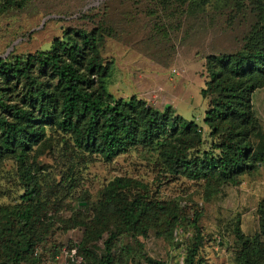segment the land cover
<instances>
[{"label":"rangeland","instance_id":"374dc122","mask_svg":"<svg viewBox=\"0 0 264 264\" xmlns=\"http://www.w3.org/2000/svg\"><path fill=\"white\" fill-rule=\"evenodd\" d=\"M263 4L264 0H0V58L10 61L49 49L52 39L65 30L96 29L102 35L97 44L100 58L111 63L104 78L106 91L114 98L135 96L158 112L167 106L173 115L193 122L199 141L190 134L185 143L187 156H196L225 134L221 130L211 136L202 123L210 100L200 93L208 80L204 57L239 51ZM32 73L50 88L55 83L45 68L35 66ZM1 84L3 100L24 105L22 81ZM249 104L264 131V84L251 92ZM175 135L181 136L180 128ZM160 150L155 142L136 144L105 162L99 154L77 148L71 134L46 124L43 139L24 157L37 182L33 199L23 197L18 159L0 158V262L33 264L35 250L38 254L76 244L90 253L82 252V264H93L92 258L98 260L105 239L112 235V264H183L196 225L203 238L197 250L201 264H239L234 228L249 238L258 232L264 155L238 175L233 186L215 175L189 180L166 173ZM116 178L131 182L115 186ZM134 199L140 210L130 211ZM26 207L30 218L23 224L15 213ZM127 211L129 224L123 219ZM251 255L263 260L260 254Z\"/></svg>","mask_w":264,"mask_h":264},{"label":"trees","instance_id":"16d2710c","mask_svg":"<svg viewBox=\"0 0 264 264\" xmlns=\"http://www.w3.org/2000/svg\"><path fill=\"white\" fill-rule=\"evenodd\" d=\"M101 38L96 29L88 32L65 30L60 38L52 39L49 49L15 56L10 61L0 58V158L13 155L18 159L25 199H33L38 187L34 176L26 169L24 157L31 146L43 139L46 124L71 134L77 148L97 153L105 162L136 144L158 143L166 173L189 180L215 175L236 186L238 175L261 162L264 131L257 126L249 102L251 92L264 84V4L259 7L257 21L239 51L204 57L208 80L200 93L210 96V100L202 123L211 136L218 135L221 130L225 134L218 144L210 143L211 149L196 156H187L189 144L185 143L190 134V139L199 141L193 122L173 115L167 108L158 112L135 96L114 98L106 91L104 78L110 72L111 63L103 62L98 53L97 44ZM35 66L49 71L55 80L51 88L37 80L32 73ZM21 81L24 105L3 100L1 83L19 84ZM178 128L181 136L175 135ZM171 135H175L174 138L167 140ZM130 182L116 178L113 184L123 186ZM140 206L134 199L130 211L140 210ZM130 211L123 215L127 224ZM256 213L259 229L252 238L243 236L238 227L234 228V236L240 244L236 256L239 264H264L263 203L258 205ZM15 215L26 224L30 209L26 207ZM199 216V211L193 214L194 224ZM194 232L183 264L202 263L197 250L203 238L196 225ZM112 238L109 235L105 239L98 260L92 258L93 264H112ZM76 250L82 262L83 253L90 254L80 245H76ZM252 253L260 254L263 260L253 259ZM41 256V252L34 256L33 264ZM17 258L15 255L14 260Z\"/></svg>","mask_w":264,"mask_h":264},{"label":"built area","instance_id":"2783aa9c","mask_svg":"<svg viewBox=\"0 0 264 264\" xmlns=\"http://www.w3.org/2000/svg\"><path fill=\"white\" fill-rule=\"evenodd\" d=\"M38 254L35 250L34 256L37 257ZM41 255L36 264H81L83 260L76 250V244L52 247Z\"/></svg>","mask_w":264,"mask_h":264},{"label":"water","instance_id":"95a60500","mask_svg":"<svg viewBox=\"0 0 264 264\" xmlns=\"http://www.w3.org/2000/svg\"><path fill=\"white\" fill-rule=\"evenodd\" d=\"M167 106H165L164 108H166ZM0 264H6L5 262H0Z\"/></svg>","mask_w":264,"mask_h":264}]
</instances>
